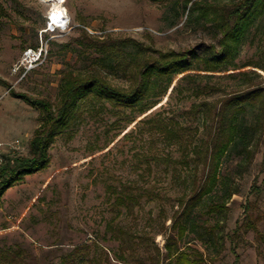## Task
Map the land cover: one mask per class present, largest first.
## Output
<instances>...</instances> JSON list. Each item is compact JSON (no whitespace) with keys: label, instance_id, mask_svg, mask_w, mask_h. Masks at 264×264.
<instances>
[{"label":"rangeland","instance_id":"obj_1","mask_svg":"<svg viewBox=\"0 0 264 264\" xmlns=\"http://www.w3.org/2000/svg\"><path fill=\"white\" fill-rule=\"evenodd\" d=\"M0 2L5 9V13L0 11V163L4 157L27 155L30 139L40 124L38 110L12 93L56 101L62 71L83 73L90 61L91 53L83 52L78 42L82 28L94 37L110 34L116 39L131 38L163 51L196 49L201 54L208 45L217 44L213 23L199 17V12L189 11L191 4L185 8L186 0H64L65 29L49 25L51 19L55 21L50 2ZM232 2L208 0L219 7ZM41 41L48 44L46 61L22 78L13 71L14 66L25 49L32 43L38 47ZM263 48L262 31L254 29L239 48L237 69L187 73L209 75L196 80L228 91L239 87V79L230 75L256 70L244 65L259 58ZM124 49L129 52L133 46ZM104 70L113 84L128 85L121 74H112L106 67ZM258 72L264 77V72ZM181 77L161 103L131 124L136 115L133 111L117 113L107 101L80 107V119L52 144L49 167L25 177L3 196L0 248L20 249L22 264H59L78 247L84 250L77 264H156L152 257L158 256L157 248L160 264H182L177 258L181 251L195 260L201 254L203 261L197 264H264V190L258 193L252 188L254 183L264 188V133L257 136L260 146L247 169L238 168L239 158H225L220 173L226 188L214 186L204 198L225 202L227 209L209 214L205 211L207 202L199 203L183 222L181 235L171 229L178 200L202 182V172H196L192 165L168 166L153 160L147 169L145 157L180 159L183 151L177 143L152 136L146 125L138 122L162 110L183 124L200 127L204 134L201 119L187 121L181 112L200 101L223 97L221 91L196 96L192 93L194 86L186 82L177 88ZM122 183H134L145 190L133 216L127 215L125 207H117L110 195L111 187ZM227 188L236 189L237 194L227 198ZM248 202L255 203L258 231L240 229L237 235L235 229ZM216 224L221 229L213 234L211 228ZM118 225L142 237V243L124 258L119 255Z\"/></svg>","mask_w":264,"mask_h":264},{"label":"trees","instance_id":"obj_2","mask_svg":"<svg viewBox=\"0 0 264 264\" xmlns=\"http://www.w3.org/2000/svg\"><path fill=\"white\" fill-rule=\"evenodd\" d=\"M189 4H191L189 11L199 12V17L209 18L217 34V44L208 45L203 53H197L196 49L158 50L134 39H116L110 34L102 38L94 37L82 28L78 42L83 52L91 53L90 61L83 73L62 71L56 101L12 93L38 110L40 124L30 139L27 155L4 157L0 163V205L3 196L16 183L49 167L51 162L49 150L52 144L57 136L70 131L80 119V107L88 102L107 101L117 113L124 110L133 111L136 115L130 120L131 124L137 117L161 103L174 81L182 75L177 88L186 82L194 86L192 93L196 96L221 91L223 97L215 101H200L181 112L187 121L201 119L204 134L200 133V127L183 124L167 116L162 110L141 119L138 123H144L152 136L162 137L170 144L177 143L183 151L180 159L156 155L145 157L146 167L150 170V160H153L168 166L181 164L190 168L192 165L196 172H202V182L196 183L190 195H184L178 200V209L173 215L171 229L179 230L180 235L185 230L183 222L199 203L207 202L205 211L209 214L227 209L225 202L204 198L214 186L226 188L220 173L225 158L233 155L240 159L238 168L244 166L247 169L260 146L257 136L262 137L264 133V77L258 70L264 72V48L261 49L259 58L251 59L244 65L252 66L256 70L230 75L239 79V87L228 91L196 80L208 78L209 75H193L187 72L199 70L220 73L237 69L239 48L244 39L251 38L254 29L262 31L264 43V0H233L230 5L222 7L208 3V0H186L185 8ZM0 11L5 13L1 2ZM129 44L133 46V50L128 52L124 47ZM31 46L36 47L37 44L32 43ZM100 53L103 54L95 55ZM105 67L112 74H121L128 85L113 84L104 70ZM183 91L182 88L180 92ZM150 146L152 148L155 146L154 140ZM261 166V172L264 173V150ZM252 188L258 193L264 190L255 183ZM235 194L236 189L225 190L227 198ZM110 195L114 196V204L117 207H125L127 215L133 216L145 195V190L134 183H122L111 187ZM254 204L248 202L245 205L244 217L236 227L235 234L238 235L240 229L245 232L258 231L256 226L258 216L253 211ZM219 229L221 226L216 224L211 231L216 234ZM116 233L121 240L119 255L122 258L127 253L134 252L142 243V237L121 225L116 227ZM83 250L84 247L75 248L62 257L59 264H77V257ZM157 251L158 256L152 257V261L160 264L158 248ZM177 258L182 264H197L203 261L201 254H198V260H195L184 251L179 252ZM22 263L23 252L20 249L0 248V264Z\"/></svg>","mask_w":264,"mask_h":264},{"label":"built area","instance_id":"obj_3","mask_svg":"<svg viewBox=\"0 0 264 264\" xmlns=\"http://www.w3.org/2000/svg\"><path fill=\"white\" fill-rule=\"evenodd\" d=\"M68 23L59 24L57 22H51L49 25H54L55 28L65 29ZM48 56V44L45 42L40 43L38 47H29L25 49L21 55V58L13 68L15 73H20L21 77L24 78L30 72L34 71L38 67L44 64Z\"/></svg>","mask_w":264,"mask_h":264},{"label":"bare ground","instance_id":"obj_4","mask_svg":"<svg viewBox=\"0 0 264 264\" xmlns=\"http://www.w3.org/2000/svg\"><path fill=\"white\" fill-rule=\"evenodd\" d=\"M43 1L51 3L53 9L52 17L55 19L54 22H57L61 25L67 23L66 9L63 6L64 0H43Z\"/></svg>","mask_w":264,"mask_h":264}]
</instances>
